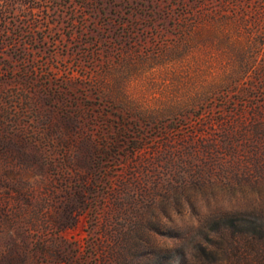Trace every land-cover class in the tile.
Masks as SVG:
<instances>
[{
  "label": "rangeland",
  "instance_id": "rangeland-1",
  "mask_svg": "<svg viewBox=\"0 0 264 264\" xmlns=\"http://www.w3.org/2000/svg\"><path fill=\"white\" fill-rule=\"evenodd\" d=\"M29 1L0 13V264H264V82L225 86L178 0Z\"/></svg>",
  "mask_w": 264,
  "mask_h": 264
},
{
  "label": "trees",
  "instance_id": "trees-1",
  "mask_svg": "<svg viewBox=\"0 0 264 264\" xmlns=\"http://www.w3.org/2000/svg\"><path fill=\"white\" fill-rule=\"evenodd\" d=\"M209 1L212 0H191V3L187 4L184 3V0H178L181 10L175 17V23L177 22L181 32L179 42L186 36L190 38L192 32H195L197 28H209L211 34L209 40L219 45H230L228 54L234 59L233 77L229 78L224 85H233L245 90L248 87H244L241 83L250 72L254 73L262 84L264 82V65H255L258 53L254 51V46H257L255 42L257 36L264 38V1L253 9L241 5L240 0H219L217 4H214V7L210 5ZM17 3L27 5V9L31 13L38 8L37 5H31L29 0H0V13L5 6H14ZM228 9L231 10L228 11ZM248 24L253 27H248ZM243 32L251 39L250 46L244 49L240 48L238 44ZM108 99L113 100L111 96L107 97ZM119 133L120 131L117 135ZM120 136L123 137V135ZM91 142L97 146L93 141ZM133 145L135 149L138 148L136 147L137 142H134Z\"/></svg>",
  "mask_w": 264,
  "mask_h": 264
}]
</instances>
